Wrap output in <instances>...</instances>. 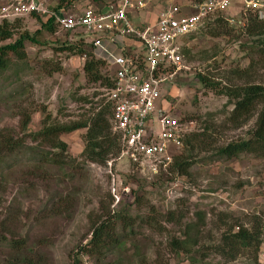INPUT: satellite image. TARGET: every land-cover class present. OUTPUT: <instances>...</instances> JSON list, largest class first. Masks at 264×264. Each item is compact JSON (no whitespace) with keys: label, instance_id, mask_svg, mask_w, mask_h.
Returning <instances> with one entry per match:
<instances>
[{"label":"rangeland","instance_id":"1","mask_svg":"<svg viewBox=\"0 0 264 264\" xmlns=\"http://www.w3.org/2000/svg\"><path fill=\"white\" fill-rule=\"evenodd\" d=\"M48 2L55 5L58 0ZM5 3L6 0H0V7ZM91 3L94 2L79 0L74 6ZM259 14L264 19V11ZM224 16L243 25H226L216 37L212 34L219 33L216 26L200 27L186 37L183 54L187 69L174 78L173 90H169L171 113L184 125V138L177 153L188 157L191 166L187 175H180L178 180L170 177L147 180L139 173L128 175L127 166L119 163L113 166L110 175L107 162L92 163L82 157L86 129L61 136V141L67 144L66 157L75 161L74 168L63 172L49 168L46 181L34 176L32 169L37 159L32 153L9 157L0 163L4 171H0V264H10L16 258L25 264H73L99 218L106 211L111 210L113 215L131 205L137 194L143 197V205L183 213V225L168 224L162 234L141 228L138 243L139 253L144 255L142 263L137 258L129 260L134 249L128 243L125 253L120 251L122 256L114 251L100 260L83 257V264H189L184 256L177 258L171 254L168 245L186 224L196 221L197 212L206 215L199 236L200 248L213 249L219 245L223 233L236 223L252 229L257 221L264 240V157L253 154H242L232 160L217 157L220 148L249 137L255 130L260 107L248 121L233 123L230 119L233 102L205 88L197 77L198 73L206 76L218 83L219 89L245 83L264 84V64L245 48L247 38L241 11L230 10ZM145 17V12L134 14L140 24ZM40 26L29 17L24 20V28L31 33ZM42 35L41 43L27 44L25 60L13 59L9 68L0 73V133L22 135L21 125L27 114L31 117L28 130L33 132L41 130L50 115L54 123L87 121L104 101V89L85 75L86 60L56 53L57 34ZM15 40L0 42V46ZM57 66L62 69L58 73L54 72ZM238 69H247L248 76L234 77L233 71ZM35 146L27 139L26 147ZM73 172L77 174L73 176ZM133 190L136 195L131 193ZM143 205L138 210L141 213L147 211ZM55 208L59 209L58 214ZM203 264H264V261L260 254L256 258L253 251H248L234 261L209 254Z\"/></svg>","mask_w":264,"mask_h":264},{"label":"trees","instance_id":"2","mask_svg":"<svg viewBox=\"0 0 264 264\" xmlns=\"http://www.w3.org/2000/svg\"><path fill=\"white\" fill-rule=\"evenodd\" d=\"M78 1L58 0V3L52 7L55 10L67 9L74 6ZM90 1L94 2L95 5H99L105 0ZM224 14H217L208 18L201 28L214 25L219 33L212 34L214 37L219 36L221 29L226 25H230L229 19H226ZM29 18L38 21L41 25L34 33L24 28V20L26 18L0 20V42L16 38L14 42L0 46V73L9 68L13 59L22 61L27 58L28 43L39 44L43 33L55 35L59 30L54 18L47 21L36 15H31ZM241 20L245 22L242 28L245 30L244 37L247 38L245 45L247 52L264 64V19L261 18L258 11L247 10L241 12ZM233 26L237 27V25ZM55 50L56 53H67L68 55L81 57L85 54V51L80 46L68 42L63 43L60 40ZM188 53L190 52L188 51ZM252 63L254 61L251 62V66ZM84 65L85 75L90 82L99 83L102 89L112 88L113 81L105 62L94 58L92 54H87V60ZM61 70V67L57 66L54 72L58 73ZM233 74L234 77L242 78L248 76V71L247 69H238L234 70ZM197 77L205 88H211L233 102L234 109L230 117L233 123H239L241 120L248 121L257 111V108L260 107L255 130L249 134V137L220 148L217 151V157L225 160H232L242 154L264 157V84L245 83L243 85L223 86L219 89L218 83L211 82L206 76L198 73ZM98 106V112L92 119L87 121L70 124L54 123L50 115L43 123L41 130L37 132L28 130L31 117L27 114L21 125V137L9 132L0 133V163L9 157L30 152L37 159L32 169L34 176L45 180L48 178L49 168H56L59 172L74 168L75 161L66 157L67 144L61 141V136L86 129L87 132L84 135L85 148L82 152V157L87 162L105 164L110 158L119 154L120 143L118 137L111 130L110 119L112 111L109 104H106L104 100ZM27 139L31 140L36 146L26 147ZM188 144L192 148L194 147L191 142H188ZM190 166L188 157H175L173 169L179 172L181 176L187 175ZM2 170L3 168H0V171ZM39 173L47 175L42 177ZM76 174L77 172H73V176ZM131 193L136 195L135 190L131 191ZM143 200V197L137 194L131 205L122 207L113 215L111 210L106 211V214L101 216L98 222L93 225L91 238L81 248L80 254L77 255L73 264H83V257H94L100 260L107 253L114 251H118V255L122 256L128 243L134 249V254L130 256L129 260L137 258L142 263L144 262V255L139 253L140 246L138 243L141 242V228L145 227L154 233L162 234L166 231L165 226L168 224L183 225L185 220L183 213L175 210L163 212L155 205H143ZM142 205L147 208L144 213L138 211ZM58 211L59 209L55 208L54 212L56 214H58ZM196 217V221L186 224L185 229L179 236L174 237L168 245L171 254L177 258L184 256L189 264H203L209 254L219 255L227 261H234L241 253L248 251H253L256 258L259 256L264 240L262 239L261 224L257 221L252 229L238 223L231 225L223 233L220 244L210 249L209 247L200 248L199 245V236L205 226L206 215L203 212H197ZM13 249L19 250L18 248ZM10 264L25 263L23 261L20 262L16 258Z\"/></svg>","mask_w":264,"mask_h":264},{"label":"built area","instance_id":"3","mask_svg":"<svg viewBox=\"0 0 264 264\" xmlns=\"http://www.w3.org/2000/svg\"><path fill=\"white\" fill-rule=\"evenodd\" d=\"M52 6L48 0H6L0 20L31 15L45 21L54 18L61 42L82 47L83 60L89 53L105 62L113 86L104 89V100L112 111V133L120 143L119 154L107 161L110 175L119 163L127 166L128 175L178 180L180 174L173 165L184 125L171 113L168 99L174 78L187 69L183 41L208 18L236 9L262 12L264 1L165 0L156 18L142 24L133 21L130 13L145 10L146 0H105L59 10ZM228 21L231 26L243 25L233 17ZM260 257L264 261V244Z\"/></svg>","mask_w":264,"mask_h":264},{"label":"crops","instance_id":"4","mask_svg":"<svg viewBox=\"0 0 264 264\" xmlns=\"http://www.w3.org/2000/svg\"><path fill=\"white\" fill-rule=\"evenodd\" d=\"M146 1H147L148 9L146 7L145 10L138 12V14L141 12L146 13V17L144 18V22L154 20L156 18V16L161 12V10L163 9L164 4H165V0H146ZM135 13L136 12L130 13L133 21H135V19H134Z\"/></svg>","mask_w":264,"mask_h":264}]
</instances>
